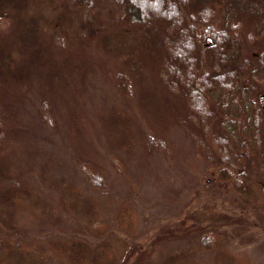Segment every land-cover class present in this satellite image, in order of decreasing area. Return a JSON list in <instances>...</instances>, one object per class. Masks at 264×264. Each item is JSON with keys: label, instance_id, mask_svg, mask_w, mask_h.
Returning a JSON list of instances; mask_svg holds the SVG:
<instances>
[{"label": "rangeland", "instance_id": "rangeland-1", "mask_svg": "<svg viewBox=\"0 0 264 264\" xmlns=\"http://www.w3.org/2000/svg\"><path fill=\"white\" fill-rule=\"evenodd\" d=\"M11 2L0 7V237L70 239L86 236L90 220H98L120 237V258L126 250L123 240L134 244L128 264H212L215 252L196 247L197 229L207 222L227 232L222 247L230 254L264 264V198L244 205L242 193L219 183L221 149L200 143L187 127L185 104L163 93L166 81L154 48L112 24L121 14L114 0ZM185 4L186 22L198 32L233 17L239 27L230 35L241 44L243 56L257 54L264 45L263 7L240 10L224 0ZM90 10H99L95 31L85 21ZM62 18L72 25L64 31L67 43L57 47ZM232 64L239 67L238 60ZM121 69H128L134 83L127 100L118 96L113 79ZM239 69L241 78L245 69ZM238 99L241 104L246 97ZM44 101L50 107L45 124L38 116ZM231 121L225 122V131L237 142L233 128L240 127ZM257 128V151H250L254 157L227 146L223 160L247 170L250 187L255 184L246 194L249 200L264 189V133ZM146 132L157 134L168 148L149 149ZM114 159L121 173L114 170ZM82 163L101 172L103 182L91 185ZM68 188L85 201L86 210L65 207ZM124 202L136 213L126 230L117 220ZM218 214L228 216L227 222L221 223ZM220 264L235 263L226 259Z\"/></svg>", "mask_w": 264, "mask_h": 264}, {"label": "trees", "instance_id": "trees-1", "mask_svg": "<svg viewBox=\"0 0 264 264\" xmlns=\"http://www.w3.org/2000/svg\"><path fill=\"white\" fill-rule=\"evenodd\" d=\"M87 1L93 2V0ZM186 1L114 0L121 9V14L112 24L118 27L124 26L126 31L134 34L135 40L141 45L144 44L152 50L154 48V55L160 61L162 74L160 77L166 81V88H162L163 93L172 96L170 98L172 101L185 104L184 112L188 124L186 125L199 135L202 139L200 143L221 149L219 156L221 162L218 163L216 177L219 183L225 181V185L232 191H238V195L242 193L244 205L252 201L257 203L264 198V189L255 199L246 198V194L255 187V184L250 187L247 170L237 164L235 166L226 164L223 160L227 157V146L236 151L244 150L245 152L241 154H248L247 159L254 157L255 154L250 155V151L256 150L254 147L257 141L255 137L258 133L257 125L264 133V103L260 101L264 97V45L258 49L257 54L250 56L246 53L247 55L243 56L241 44L235 43L231 37L232 29L239 27L238 24H234L233 17L224 20V24L221 22L222 26L218 24L223 19H219L218 24L210 23L203 31L198 32L192 24L186 22ZM224 1L228 2L231 8L238 7L240 10L251 7L254 10L264 8V0L257 5L253 0ZM5 2L12 6L11 0H0V7ZM14 7L17 12L18 6ZM98 13L99 10L95 12L90 10L86 14L85 21L92 31H95ZM58 16L61 18V15ZM62 19V26L57 30L54 40L57 47L67 43L65 33L70 31L69 26L72 25L71 20ZM262 21L264 25V20ZM205 36L209 37L210 43L204 42ZM231 60L233 63L238 60L239 67L245 69L243 77L238 76L241 70L236 64L230 65ZM130 76L128 69L118 70L114 74L116 92L121 100H127L134 94V83ZM242 94L244 98L246 97L245 102L242 100L245 104H240L238 99ZM215 97L216 102L213 106L212 101ZM47 110H50V107L48 102L44 101L38 112L43 124L47 122L44 115ZM230 118L235 126L238 123L240 128L233 130L239 140L243 138V142L232 141L228 129L227 132L225 131L228 127L225 122ZM144 139L151 150L168 148L164 140L153 132H146ZM112 166L117 173H121V164L118 160L114 159ZM81 169L94 187H97L99 181L103 182L101 172L96 171L89 164L82 163ZM105 185L104 178L103 186ZM66 190L69 196V203L65 204L66 208L75 212H83L87 209L85 201L73 188ZM261 210L264 216V205ZM218 217L222 218L221 223H226L228 220L226 215L218 214ZM117 220L122 230L132 228L136 220L134 208L127 202L122 203L118 208ZM86 229L88 230L86 236H74L70 239L49 236L27 242L20 240L19 237L14 239L0 237V264H128L127 259L134 252V244L123 240L126 250L125 256L120 258L122 246L118 234L110 233L103 222L98 220H90ZM197 230L196 247L200 251L215 252L212 264H220L221 260L226 259H230L235 264H249L246 259L237 258L222 247V243L227 242L229 237L225 230H219L214 224L207 222ZM173 255L171 253L169 259ZM171 264L178 263L173 260Z\"/></svg>", "mask_w": 264, "mask_h": 264}]
</instances>
